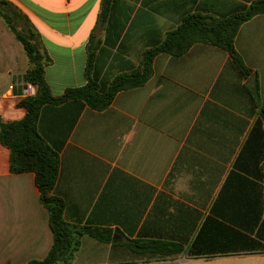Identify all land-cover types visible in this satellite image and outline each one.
I'll return each mask as SVG.
<instances>
[{
  "label": "crops",
  "instance_id": "0c3cea01",
  "mask_svg": "<svg viewBox=\"0 0 264 264\" xmlns=\"http://www.w3.org/2000/svg\"><path fill=\"white\" fill-rule=\"evenodd\" d=\"M6 1L38 34L60 97L86 85L90 46L95 73L113 79L187 15L227 18L258 0H112L103 15V0ZM235 47L249 77L225 50L196 43L182 56L157 55L149 81L103 111L78 101L44 107L39 131L60 155L65 221L113 233L111 243L83 236L73 264H264V14L241 26ZM28 67L0 18L6 122L26 115L17 103ZM10 159L0 142V264H28L47 257L54 235L36 175L13 173ZM152 241L183 251L133 246Z\"/></svg>",
  "mask_w": 264,
  "mask_h": 264
},
{
  "label": "trees",
  "instance_id": "16d2710c",
  "mask_svg": "<svg viewBox=\"0 0 264 264\" xmlns=\"http://www.w3.org/2000/svg\"><path fill=\"white\" fill-rule=\"evenodd\" d=\"M111 2L112 0H103L102 15L109 10ZM263 14L264 0L254 1L242 12L227 18L189 14L176 29L167 34L160 45L144 53L138 67L120 73L113 79L100 78L95 73L97 47L90 46L85 71L86 85L69 88L62 96L56 97L46 79V66L51 63V59L43 51L38 34L22 12L10 2L0 0V18L22 44L28 58L29 67L23 81L33 84L37 89L34 97H25L18 101L17 106L26 110V115L21 120L6 122L0 117V142L10 150L13 173L32 172L36 175L41 201L48 210L54 235V243L47 257L43 260H32L28 264H73L85 235L100 242H113V233L110 230L81 227L65 221V204L55 194L60 174V155L39 131L40 116L44 107L78 101L93 110L103 111L113 104L121 91L143 86L149 81L157 55L163 53L182 56L196 43H205L225 50L242 74L249 77L251 70L244 65L238 54L235 40L245 22ZM261 116L264 120V106ZM133 246L143 251L154 250L162 255H174L183 251L180 246L164 242H133Z\"/></svg>",
  "mask_w": 264,
  "mask_h": 264
},
{
  "label": "built area",
  "instance_id": "2783aa9c",
  "mask_svg": "<svg viewBox=\"0 0 264 264\" xmlns=\"http://www.w3.org/2000/svg\"><path fill=\"white\" fill-rule=\"evenodd\" d=\"M14 86L10 87V90H13ZM37 93L36 87L31 83H26L25 89L22 93V96L25 97H34Z\"/></svg>",
  "mask_w": 264,
  "mask_h": 264
},
{
  "label": "water",
  "instance_id": "95a60500",
  "mask_svg": "<svg viewBox=\"0 0 264 264\" xmlns=\"http://www.w3.org/2000/svg\"><path fill=\"white\" fill-rule=\"evenodd\" d=\"M116 239H117V235H114V240L116 241Z\"/></svg>",
  "mask_w": 264,
  "mask_h": 264
},
{
  "label": "rangeland",
  "instance_id": "374dc122",
  "mask_svg": "<svg viewBox=\"0 0 264 264\" xmlns=\"http://www.w3.org/2000/svg\"><path fill=\"white\" fill-rule=\"evenodd\" d=\"M19 111V110H18ZM12 118H16V117H12Z\"/></svg>",
  "mask_w": 264,
  "mask_h": 264
}]
</instances>
